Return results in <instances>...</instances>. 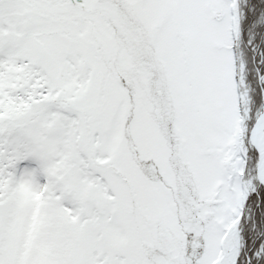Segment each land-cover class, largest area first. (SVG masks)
<instances>
[{"label": "snow or ice", "instance_id": "6c2138e0", "mask_svg": "<svg viewBox=\"0 0 264 264\" xmlns=\"http://www.w3.org/2000/svg\"><path fill=\"white\" fill-rule=\"evenodd\" d=\"M0 264H264V0H0Z\"/></svg>", "mask_w": 264, "mask_h": 264}]
</instances>
